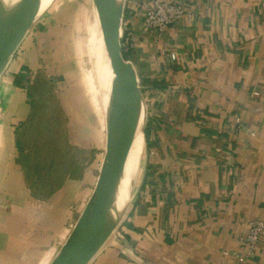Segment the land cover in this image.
Here are the masks:
<instances>
[{
	"label": "crops",
	"instance_id": "obj_1",
	"mask_svg": "<svg viewBox=\"0 0 264 264\" xmlns=\"http://www.w3.org/2000/svg\"><path fill=\"white\" fill-rule=\"evenodd\" d=\"M142 1L125 0L120 44L137 76L147 152L126 212L86 264H264V231L248 259L238 242L264 222V0H166L186 15L160 33L143 31ZM52 17L33 22L10 72L61 68ZM27 155L25 175L13 152H0V264H50L79 213L65 221L56 200L70 180L59 178L45 202L41 160ZM94 184L75 187L82 209Z\"/></svg>",
	"mask_w": 264,
	"mask_h": 264
},
{
	"label": "rangeland",
	"instance_id": "obj_2",
	"mask_svg": "<svg viewBox=\"0 0 264 264\" xmlns=\"http://www.w3.org/2000/svg\"><path fill=\"white\" fill-rule=\"evenodd\" d=\"M61 1L53 0L50 6L35 19L53 15L50 25L61 41L57 48L60 53L61 68H51L49 72L41 69V78L34 77L33 71L27 66H22L14 73L9 71L10 60L15 57L22 39L30 32L35 21L33 19L16 37L2 66L0 141L3 148L0 152H13L15 163L25 175L33 174L34 171V165L28 161L27 154L32 152L38 155L41 160L39 192L44 195L45 202L50 201L54 191L53 186L58 184L59 178L63 183L65 179L72 182L73 188L66 189L65 196L60 200L56 199L66 206L63 208L66 213L65 221L71 218L69 211L73 212L76 209L79 211V213L75 211L72 220L68 221L72 230L82 213L80 204L82 200L75 187H78L82 178L86 177L88 182L92 180V184L96 183L104 167L108 147L103 114L104 97L95 90L97 82L94 78L91 88L87 87L85 80V71L90 68L87 65L90 58L89 47L84 43L85 38L90 34L85 24V11L90 10L92 0H64L63 3ZM124 2L125 0H122V7L125 6H123ZM7 78H10L9 82ZM59 78H62V84L59 83ZM60 88L62 93L57 94L55 89ZM20 106L25 107L23 113L16 112ZM145 126L146 124L144 128ZM142 145L143 151L136 178L140 174L143 158L147 152L145 134ZM4 160L6 163V159L0 158L1 165L3 164L5 168ZM1 171L0 166V173ZM5 186V174H2L0 193L6 191ZM94 187L95 184L89 187V199ZM89 242L91 244L92 237Z\"/></svg>",
	"mask_w": 264,
	"mask_h": 264
},
{
	"label": "bare ground",
	"instance_id": "obj_3",
	"mask_svg": "<svg viewBox=\"0 0 264 264\" xmlns=\"http://www.w3.org/2000/svg\"><path fill=\"white\" fill-rule=\"evenodd\" d=\"M52 1L53 0H0V75L2 66L8 58L16 37L32 19L35 20L47 7H49ZM110 1L116 12L122 9V0ZM13 10L23 12L24 17L17 20L13 28V35L7 39L5 37V33L8 29L7 17ZM85 12V24L87 30L90 32L84 40L85 45L89 47L90 55L87 64L90 68L86 69L87 72L85 71V80L87 82V87L91 88L94 78L97 82V86H95L97 88H95V90H98V93H102L104 97L105 106L103 114L107 132L106 142L107 147H111L112 150L115 147V142L121 126L124 120L129 116V112L122 108L119 101L118 81L120 77L123 76L125 70L114 69L110 65L111 61L109 55L103 45L100 22L94 0H92L90 10ZM91 72H94V74H91ZM125 87L134 97L137 110L136 122L129 135L128 143L119 168L115 175L106 182L107 186L109 182L112 183L111 193L107 203L101 209L94 224L88 231V240L92 237L91 245H96L103 241L119 224L131 202L136 173L140 167L146 113L143 102L136 92L135 94L133 93V89L128 81L125 82Z\"/></svg>",
	"mask_w": 264,
	"mask_h": 264
},
{
	"label": "water",
	"instance_id": "obj_4",
	"mask_svg": "<svg viewBox=\"0 0 264 264\" xmlns=\"http://www.w3.org/2000/svg\"><path fill=\"white\" fill-rule=\"evenodd\" d=\"M94 2L99 17L103 45L111 61L110 65L114 69L125 70L123 76L118 81L119 101L122 108L129 112V116L121 126L114 149L111 150V147H109L106 152L104 167L98 175L91 198L66 238L64 246L62 245L61 252L57 254L50 264H86L109 236L100 243L91 245L87 234L101 209L107 203L112 183L109 182L107 186L106 182L117 172L128 143L129 135L136 122V105L133 94L131 95L125 87L126 81L130 83L133 93L135 94L136 92L142 101L134 68L124 58L121 50L120 28L123 7L119 12H116L110 0H94ZM23 17V12L19 10H13L8 14V29L5 33L7 39L13 35V28L17 20Z\"/></svg>",
	"mask_w": 264,
	"mask_h": 264
},
{
	"label": "built area",
	"instance_id": "obj_5",
	"mask_svg": "<svg viewBox=\"0 0 264 264\" xmlns=\"http://www.w3.org/2000/svg\"><path fill=\"white\" fill-rule=\"evenodd\" d=\"M140 6L143 11V31L148 33H160L186 15L184 7L175 1L143 0ZM168 57L174 59L175 55L169 52ZM263 231L262 220L256 219L249 223L248 230L238 237L239 244L244 248L239 260L253 255Z\"/></svg>",
	"mask_w": 264,
	"mask_h": 264
},
{
	"label": "trees",
	"instance_id": "obj_6",
	"mask_svg": "<svg viewBox=\"0 0 264 264\" xmlns=\"http://www.w3.org/2000/svg\"><path fill=\"white\" fill-rule=\"evenodd\" d=\"M146 133H147V131H146V126H145V128H144V134L146 135ZM147 145H148V141H147Z\"/></svg>",
	"mask_w": 264,
	"mask_h": 264
}]
</instances>
